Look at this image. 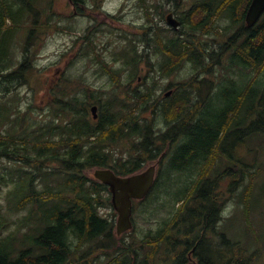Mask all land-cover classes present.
Wrapping results in <instances>:
<instances>
[{"label":"trees","instance_id":"obj_1","mask_svg":"<svg viewBox=\"0 0 264 264\" xmlns=\"http://www.w3.org/2000/svg\"><path fill=\"white\" fill-rule=\"evenodd\" d=\"M38 1L11 0L10 5L5 6L0 0V95H9L16 85L24 83L25 71L32 68V60L36 56L33 42L40 40L38 33L41 28L49 27L46 19L43 25L34 24L39 13L36 7ZM248 2L213 0L191 10L188 16L201 13L202 17L193 24L189 18L186 20L188 33L185 37L165 38L163 49L160 47L161 52L158 51L163 58H157L155 54V63L148 62L145 50L144 53L137 52L134 43L133 48L122 53L126 57L124 63L135 69L132 77L140 75L145 78L154 73L151 67L157 62L159 69H165L157 73L158 78L183 70L190 83L196 82L193 77L199 70L197 68L221 77L229 86L219 87L225 101L220 108L207 106V103L193 106L190 90L186 89L188 97L176 92L170 99H164L160 106L153 107L150 122L137 121L134 116L147 111L144 106L153 103L149 101V95L145 96V92L136 88V91H125L124 100L106 99L101 102L97 120L90 121L85 104L72 96L65 101L67 87L55 84L53 88L58 97L49 99L48 105L51 109L53 105H58L56 116L60 120L64 116L72 118L64 125L55 123L50 116L43 134L26 128L24 123L20 126L22 133L17 127L16 134H12L0 114V162L13 167L4 165L0 168V185L9 188L6 202L3 208L0 207V264H69L72 261L88 264L89 253L92 262L97 261L96 264H152L151 257H154L155 264L163 258L175 259L172 262L183 264L186 251L194 245L198 264L255 263L254 255L244 254L224 234L220 233L219 241L215 242L211 233L215 234L214 227L221 220L215 202L222 198V193L218 195L215 186L203 184L211 181L209 174L216 161L211 163L210 153L219 147L230 144L233 148L245 146L249 150H264V17L263 22L253 30V34L263 30L261 34L246 35L243 21ZM220 19L225 20L226 25L215 27L216 20ZM28 23L32 26L25 28L23 25ZM202 29L206 30L201 33ZM22 30L21 58L15 65L17 49L13 47V35ZM208 33L219 39L217 52L211 51L209 43L200 40ZM154 42L156 45L160 43L157 38ZM227 54L231 56V65L225 61ZM144 58H147L146 62ZM113 60L116 62L118 59ZM141 63L148 66L143 75L138 73L137 68ZM224 63L227 64L226 70L233 71V66L239 64L258 74H243L242 79L246 81L239 85L229 76L227 79L215 73V67H222ZM61 83L68 86L71 81L62 80ZM128 86L129 83L124 85ZM115 87L118 88L117 85ZM153 90L150 88L147 91L151 95ZM96 98V93L85 87L83 101ZM125 98L129 103H124ZM125 115H129L128 121L120 124ZM22 118L24 122L25 115ZM172 121L176 122L169 135H182L183 140L177 146L178 153L172 154L164 169L171 180L166 189L167 199L159 200L157 204L144 203L138 211L145 217V222L154 219L155 230L138 236V241L117 246L112 235L113 214H101L102 209L110 206L109 197L104 194L106 188L92 181L85 170L100 167L111 169L120 176L134 173L142 164L164 153L169 140L165 139V133L161 134L162 127ZM159 126L160 129L156 130ZM117 133L121 136L118 140ZM91 137L95 139L90 140ZM234 140L239 142L234 145ZM116 141L125 144V155L116 156L109 149L106 153L99 150L117 144ZM54 163H60V169L51 165ZM255 178L251 175L242 191L236 192V187L231 189L236 192L234 196L240 195L247 226L250 224L247 203L253 193ZM47 180L49 183L42 189L36 187V183ZM217 181V178L212 180L214 183ZM53 183H59L58 188ZM22 211L28 213L17 220L10 219ZM89 244L96 246L91 252L84 248H88ZM222 247H226L227 251L222 253ZM104 250H109L108 256L99 262L98 252L103 254ZM226 253H229L227 259Z\"/></svg>","mask_w":264,"mask_h":264},{"label":"rangeland","instance_id":"obj_2","mask_svg":"<svg viewBox=\"0 0 264 264\" xmlns=\"http://www.w3.org/2000/svg\"><path fill=\"white\" fill-rule=\"evenodd\" d=\"M10 1L11 0H3L5 6L10 5ZM79 1H81L80 4H82L83 9L80 10V16L72 14L71 10H76L77 8L71 5L70 0L38 1L36 7L41 11V14L38 13L34 24L40 23L43 25L46 19L49 27L46 29L41 28V32L38 33L40 40H38V43L33 42V47L36 49V56L34 55V59L32 60V68L25 71L24 83L17 86L13 93L9 95H0V113H3L2 110H7L6 113L2 114L1 120L12 134H16L17 127H19L22 133L23 130L20 128L21 123H24L26 128L38 130L40 134L46 131L49 121L44 120L46 117H49V113H52L51 108L48 106V100L51 96L54 97L52 92L53 88L51 87L57 83L62 84L60 83L61 79L71 81L67 91H81L84 89L82 86L87 85L89 88L103 89L106 92H111L112 95L113 85L109 77H106L109 75L108 71L104 69L100 63L98 64V61L92 60V54L85 57L83 56L85 52L84 47L87 43L78 39L84 34L89 35L94 41L95 49L101 50V55L109 71L124 70L123 81L126 82V71L128 74H131L132 68L124 64V61H113V58L118 60H124L126 58L122 56V53L131 46L127 40H135L134 45L137 52L144 53L145 50L149 61L151 60L155 63V54L157 58H163L158 52H161L159 48L161 47L163 49V46L160 43L156 45L154 40L148 41V39H155V34L159 38L172 34L171 28L166 23L167 14L172 13L173 15L179 16L183 11L187 12L197 0ZM201 17V13L197 16H192L190 22L195 23ZM8 23L9 20L7 21V24ZM224 25H226L225 20L218 22V26ZM23 26L26 28L32 26V24L28 23ZM218 26L216 20L215 27ZM22 35L23 30L20 32L16 31L13 35V47L17 49V54L14 55L15 64L20 58L19 47L22 45ZM215 48L218 50V44H215ZM226 59L225 61L231 65V56L229 55ZM143 60L146 62L147 58ZM158 63L159 62H157V64ZM157 64L153 66L155 70H159ZM114 65H116L115 68ZM146 67L148 66H145V63H141L139 66L141 71L145 70ZM226 68L227 64L224 63L222 67H215L214 71L216 74L222 75L225 78L229 76V78L237 81L239 85L246 81V79H242L244 68L239 64L233 66V71L226 70ZM100 69L105 72V75H102ZM250 70H247L249 76H251ZM199 78L201 79V75ZM186 79H188V76L185 71L181 70L172 74L169 78H163V82L160 85L166 87V84L170 81L173 83L179 81L186 83ZM215 81L218 82L220 80L216 78ZM137 83H139V80L133 84L136 85ZM207 86H211V84L206 82L202 86L200 93L202 98H206L210 94ZM223 86L228 87L229 83L225 81L223 82ZM102 98L104 99L106 97L103 95ZM211 98L212 99L207 102V106L220 108L225 105L221 90L218 87H216L214 95ZM32 104L33 107H31ZM27 110L33 112L27 115ZM23 113L27 115L25 116L24 122L22 118ZM145 117L147 118L146 115ZM54 122L63 125L60 121ZM51 125H53V123ZM240 153L241 159L244 161L245 154L242 151ZM210 157L212 164L216 161V167L221 165L222 162L220 159L222 157L218 155H211ZM255 158H258L257 162ZM255 158L253 159L251 156H247L245 160L248 166L242 167V174H247V177L243 181V185L249 182L250 174L253 175L255 173L254 176H256L253 193L250 195L247 203L250 209L249 226L246 225L243 207L240 202V195L237 197L234 196V193L233 197H231L228 191H226L227 187H222L221 191L223 192L222 197L224 202L221 213L222 219L218 224V230H220L229 241L237 244V246L243 250L244 254L250 257L254 255V264H264V153L259 154L256 152ZM251 162L253 164L252 166H250ZM256 163H259V165ZM4 165L13 168L12 165L8 163L0 162V168L4 167ZM51 165L56 169H60V163ZM147 166L148 164H145L144 168ZM252 171L255 172L252 173ZM1 172L4 173L5 170H1ZM85 173L94 178L93 169L86 170ZM47 183H49V180L38 182L36 183V187L42 189ZM58 184L59 183H53L55 188H58ZM242 188L243 186L238 187L237 191H242ZM8 191V186L0 185L1 208H3L6 202L5 197ZM165 199H167V197H165ZM111 211H113L112 208L108 207L102 209L101 214L108 216ZM27 213L26 211H22L10 217V219L17 220L18 217H24ZM116 218L117 216L115 215V222ZM154 226L155 222L153 218L143 223L137 220L136 227H134L131 232L125 234L124 241H128L129 243L138 241V236H141L139 233L140 231H145L149 228L153 229ZM217 240L218 237L215 238L216 242ZM221 249L222 253L227 251L226 247H222ZM228 255L229 253L225 254V259L228 258ZM157 264L171 263L157 262Z\"/></svg>","mask_w":264,"mask_h":264},{"label":"water","instance_id":"obj_3","mask_svg":"<svg viewBox=\"0 0 264 264\" xmlns=\"http://www.w3.org/2000/svg\"><path fill=\"white\" fill-rule=\"evenodd\" d=\"M264 12V0H251L245 14V23L253 26ZM168 22L177 28V24L167 18ZM95 113V107L91 108ZM153 168L146 172L128 178H118L108 170H97L95 177L109 186L111 204L117 213L116 234L120 235L131 228V199H141L150 189L153 182Z\"/></svg>","mask_w":264,"mask_h":264},{"label":"flooded vegetation","instance_id":"obj_4","mask_svg":"<svg viewBox=\"0 0 264 264\" xmlns=\"http://www.w3.org/2000/svg\"><path fill=\"white\" fill-rule=\"evenodd\" d=\"M80 2L81 1H79V0H70V3H71V5L72 6H75L77 9L76 10H71L72 11V14H74V15H76V16H80V13H81V11L80 10H83L82 9V4H80ZM79 9V10H78ZM97 13L99 14V12L97 11ZM168 14H170L169 16H171L172 17V13H168ZM167 14V15H168ZM172 14V15H171ZM173 17L180 23V28H182V30H185V25H184V22H183V20L185 19V17H186V12L185 11H183L179 16H176L175 14L173 15ZM173 17H172V19L171 20H173V22L174 23H177L176 21H175V19H173ZM263 22V19H261V21L259 22V25L261 24ZM258 25V26H259ZM257 26V27H258ZM257 27H255V28H257ZM255 28H246V30H247V33H246V35H250V34H252L253 36H255V35H258V34H261V32L263 31V30H260L258 33H256V34H253V30L255 29ZM174 31H176V30H174ZM78 40H83V41H85L87 44H91V42L92 43H94V41L89 37V35H86V34H84L81 38H79ZM251 43H252V40H251ZM75 44L77 45V43L75 42ZM114 61V60H113ZM117 62H120V61H117ZM116 67V65H114V68ZM159 70H161V71H164V69H159ZM107 71H108V73H109V75H111V76H119L120 75V80L123 82V76H124V70H122V71H119V70H115V71H109V69L107 68ZM127 72V71H126ZM114 73V74H113ZM116 74V75H115ZM102 75H105V73H103ZM107 78H108V76H106ZM96 93H98V90L96 89ZM71 95L73 96V98H76L77 99V101L79 102V103H81L82 102V104H85L84 105V107H85V109H86V111L90 114V108H91V106H96L97 107V111H96V113H97V115H98V113L100 112V103L103 101L102 100V97L100 96L99 97V100H98V102L99 103H95V104H92V105H89L88 104V101H83V94L82 93H78V92H76V91H74L73 93H71ZM75 95H80L79 97H77V96H75ZM169 97V95H165V94H163V92H162V90L161 89H157L156 91H155V96H154V98H153V101L154 102H158V103H160L161 101H163V99L165 98V97ZM117 98H122V96L119 94V92H118V90L116 89V87H115V89H113L112 90V95H111V99H117ZM74 104V103H73ZM81 105V104H80ZM96 110V109H95ZM90 117H91V115H90ZM94 120H96L97 119V117L96 118H93ZM221 152H227V149L226 148H223V149H221ZM89 256H90V253H89ZM104 258H106V254H103L102 255V259H104ZM88 264H90V261L88 262ZM92 264H96V261H94V262H92Z\"/></svg>","mask_w":264,"mask_h":264},{"label":"bare ground","instance_id":"obj_5","mask_svg":"<svg viewBox=\"0 0 264 264\" xmlns=\"http://www.w3.org/2000/svg\"><path fill=\"white\" fill-rule=\"evenodd\" d=\"M153 148H155V149H156V147H153ZM158 153H159V152H158ZM158 153H157V154H158ZM157 154H156V155H157ZM151 156H152V155H151Z\"/></svg>","mask_w":264,"mask_h":264}]
</instances>
